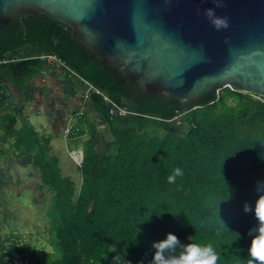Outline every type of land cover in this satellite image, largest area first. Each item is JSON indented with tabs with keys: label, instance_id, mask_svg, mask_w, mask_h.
<instances>
[{
	"label": "trees",
	"instance_id": "obj_1",
	"mask_svg": "<svg viewBox=\"0 0 264 264\" xmlns=\"http://www.w3.org/2000/svg\"><path fill=\"white\" fill-rule=\"evenodd\" d=\"M42 55L58 57L70 70L50 65ZM57 69L83 85L84 79L128 112L112 116L104 97L90 95L89 112L113 140L100 151L93 124L70 138H89L78 166L80 184L63 176L52 137L24 114L26 88ZM10 158H32L40 188L51 194V251L0 237V264H114V258L115 264H150L152 245L168 233L182 244L189 237L212 243L219 264H248L251 258L248 233L258 221L243 206L254 209V182L264 180V102L252 95L226 88L178 105L124 81L66 25L45 15H23L0 28V162ZM176 168L183 175L169 183Z\"/></svg>",
	"mask_w": 264,
	"mask_h": 264
},
{
	"label": "water",
	"instance_id": "obj_2",
	"mask_svg": "<svg viewBox=\"0 0 264 264\" xmlns=\"http://www.w3.org/2000/svg\"><path fill=\"white\" fill-rule=\"evenodd\" d=\"M208 8L228 28L216 30ZM23 15L66 25L124 81L178 105L226 88L264 98V0H0V28Z\"/></svg>",
	"mask_w": 264,
	"mask_h": 264
},
{
	"label": "rangeland",
	"instance_id": "obj_3",
	"mask_svg": "<svg viewBox=\"0 0 264 264\" xmlns=\"http://www.w3.org/2000/svg\"><path fill=\"white\" fill-rule=\"evenodd\" d=\"M222 92L223 89L219 93ZM48 101L45 100L44 110H47ZM22 104L28 121L38 131L47 130L53 134L54 129L51 127V119L46 114L38 113L40 109L38 104L34 107L28 104L27 101H22ZM48 109L51 110V107H48ZM90 124L98 125L97 129L100 133L98 136L99 149L100 151H107L109 148L108 142L113 139L95 115L88 112L81 118L75 117L70 126L81 127L84 130L86 129L87 132ZM59 134L60 137L54 141L53 146L56 151L54 154L60 161L62 174L64 177L71 178L75 183L80 184L81 178L78 166L72 160L75 146H69L71 140H66L64 133ZM88 139V134L83 136L81 140L83 147H86ZM30 161V158H23V160L10 158L8 162H0V237L1 239H13L12 236H15L18 241L26 246L51 251L47 244V227L49 226L47 213L52 204L51 194L47 189L42 190L40 188L39 172L30 167ZM11 264H18V262L12 260Z\"/></svg>",
	"mask_w": 264,
	"mask_h": 264
},
{
	"label": "clouds",
	"instance_id": "obj_4",
	"mask_svg": "<svg viewBox=\"0 0 264 264\" xmlns=\"http://www.w3.org/2000/svg\"><path fill=\"white\" fill-rule=\"evenodd\" d=\"M220 6V4L216 5V7ZM204 15L216 30L226 29L229 26L228 18L217 16L213 8L206 9ZM182 175L183 171L176 168L173 170V174L167 178L168 182L175 183L176 177ZM254 190L258 194L254 209L248 203L243 206L245 213L254 211L258 221V226L252 228L248 233L252 237L249 248L251 258L248 260V264H264V180H256ZM189 240L188 244H182L176 235L168 233L164 240L152 245L155 254L150 264H219L221 257L212 243L192 242V237H189ZM116 260L117 258H114V264ZM120 264H130V262L123 260Z\"/></svg>",
	"mask_w": 264,
	"mask_h": 264
},
{
	"label": "crops",
	"instance_id": "obj_5",
	"mask_svg": "<svg viewBox=\"0 0 264 264\" xmlns=\"http://www.w3.org/2000/svg\"><path fill=\"white\" fill-rule=\"evenodd\" d=\"M59 73V74H58ZM66 72H62L61 69H57L56 72L49 73L47 76L39 77L35 80V82L31 83L25 91L23 95V100L27 101L28 104L34 107L36 104L39 105V112L42 114H46L49 119H51V127L54 129L53 134L48 132L47 130L39 132L42 135H47L52 137V154L56 152L54 150L53 143L55 140H58L60 137L59 133H64V129L66 126V121L70 115L76 117L77 114L82 112V116L89 112V100L84 98L86 93V86L82 83L75 82L69 77L66 76ZM58 75V76H55ZM59 75L62 77V81L59 80ZM69 78V79H68ZM44 86L45 89L43 88ZM14 88V87H12ZM48 98L47 110L43 107L45 106V98ZM39 101H36V100ZM22 100V101H23ZM34 103V104H33ZM51 107V110L48 109ZM42 108V109H41ZM87 111V113H86ZM78 117V116H77ZM101 122V120H99ZM102 123V122H101ZM98 126V125H97ZM104 128V127H103ZM86 130V129H85ZM104 135V134H102ZM101 135V136H102ZM82 139L79 140L81 142ZM77 140L71 139L69 142V146L74 147L77 145ZM100 145V143H99ZM99 148V146H98ZM84 151V147L81 145L76 148L74 151ZM32 160V158H30ZM30 167L32 165L30 164Z\"/></svg>",
	"mask_w": 264,
	"mask_h": 264
},
{
	"label": "built area",
	"instance_id": "obj_6",
	"mask_svg": "<svg viewBox=\"0 0 264 264\" xmlns=\"http://www.w3.org/2000/svg\"><path fill=\"white\" fill-rule=\"evenodd\" d=\"M40 59L46 61L50 65L55 66L57 68H66L65 70H70L66 66V64L61 59H59L56 56H53V55H42V56H40ZM80 80L84 83V85L87 88L86 93H85V96H84V98L86 100H89L90 99V95L92 93H96V94L101 95L102 97H104V99L106 101H108V103L111 104L112 109L110 111V114L112 116H114V115L125 116L128 113L126 109L120 107L115 102L111 101L110 98L107 95H105L99 89L95 88L92 84L88 83L87 81H85L82 78H80ZM219 92H220V90H218L216 92V95H219L220 94ZM254 97L257 98V99H260V100H262L264 102V100L262 99V97H257V96H254ZM81 115H82V112H80L79 114H77L78 117H80ZM74 118L75 117H73L72 115H70L68 117V119H67V125L65 126V129H64V137H65L66 140L72 138L75 135H77L79 133V131H80V127H77V126L71 127L70 126V124H71V122H72V120ZM72 160L75 162V164L77 166H81L82 165V161H83L82 160V154L79 151H73Z\"/></svg>",
	"mask_w": 264,
	"mask_h": 264
},
{
	"label": "flooded vegetation",
	"instance_id": "obj_7",
	"mask_svg": "<svg viewBox=\"0 0 264 264\" xmlns=\"http://www.w3.org/2000/svg\"><path fill=\"white\" fill-rule=\"evenodd\" d=\"M46 96V95H45ZM45 98V100H48L46 97H44ZM36 100V99H35ZM36 101H38V100H36ZM38 103H39V101H38ZM34 104V103H33ZM43 107H45V106H43Z\"/></svg>",
	"mask_w": 264,
	"mask_h": 264
}]
</instances>
